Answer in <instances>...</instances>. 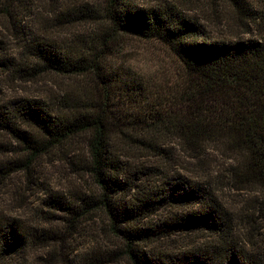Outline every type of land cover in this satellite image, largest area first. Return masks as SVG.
I'll use <instances>...</instances> for the list:
<instances>
[{
  "label": "trees",
  "instance_id": "1",
  "mask_svg": "<svg viewBox=\"0 0 264 264\" xmlns=\"http://www.w3.org/2000/svg\"><path fill=\"white\" fill-rule=\"evenodd\" d=\"M223 1L237 13L242 32L258 29L257 39L214 34L171 3L155 8L141 6L137 0H104L101 13L86 6L59 13L57 20L64 26L97 24L100 48L29 35L25 48L33 61L30 75L52 71L71 77L94 76L105 86V103L87 100L73 106L65 101L61 108H55L22 98L1 106L0 131L17 141L29 156L26 162L13 161L5 169L0 167L3 177L28 167L31 160L54 147L70 145L83 136L86 172L97 191L82 205L67 207L71 226L91 212H103L111 232L123 241L121 254L129 264H264L259 256L240 249L231 250L228 256L224 248L175 257L141 250L143 244L179 231H207L222 239L230 226L213 191L183 177L165 181L159 192L140 188L132 178L149 181L148 168L132 170L112 147L115 137L151 145L158 130L168 127L195 151L209 141L222 142L239 154L234 175L243 184H255L264 198V0ZM118 35L155 39L169 49L178 62V74L167 92L154 95L147 81L106 75L104 62L112 51L109 45ZM112 86H118L117 95H126L129 106L136 109L144 103L155 108L114 118L108 109ZM136 187L141 192L135 201L118 198ZM164 203L189 209L170 216L162 225L147 226L143 220ZM24 235L40 239V234L29 233L15 219L0 217V263L28 243Z\"/></svg>",
  "mask_w": 264,
  "mask_h": 264
},
{
  "label": "rangeland",
  "instance_id": "2",
  "mask_svg": "<svg viewBox=\"0 0 264 264\" xmlns=\"http://www.w3.org/2000/svg\"><path fill=\"white\" fill-rule=\"evenodd\" d=\"M137 2L155 8L171 3L214 34L259 37L255 27L242 32L237 13L223 0ZM103 5L104 0H0V107L22 98L40 100L55 108H61L65 101L73 106L88 101L105 103V86L94 76L71 77L52 71L30 75L33 61L25 48L29 35L100 48L101 31L97 24L64 26L57 18L61 11H77L82 6L101 13ZM109 46L112 51L104 67L110 79L119 75L142 79L154 95H163L176 81L178 62L159 41L118 35ZM110 89L108 109L114 118L124 119L150 107L143 103L135 109L127 104L126 95H117L118 86ZM163 108L170 110L167 106ZM154 138L151 145L116 137L112 140L113 151L121 154L120 160L132 170L148 168L145 171L150 174L149 184L132 178L135 183L154 192H159L165 181L175 177L199 184L215 193L230 230L222 239L207 231H179L147 242L141 250L175 257L224 248H227L224 255L228 256L231 250L240 249L244 254L259 256L264 263V198L255 184H243L234 175L239 166L238 152L216 140L197 151L192 150L169 127L158 130ZM143 139L147 142V138ZM28 157L17 141L0 131V167L5 169L13 161L26 162ZM139 187L118 198L135 201L134 197L141 192ZM96 191L95 183L86 172L83 136L76 137L70 145L54 147L8 177L0 172V217L15 219L24 230L40 234V239L24 235L28 243L0 264H129L121 254L123 241L111 232L103 212H91L75 226L69 223L67 207L82 205ZM165 204L143 220L147 226L162 225L170 216L185 214L189 209L185 205Z\"/></svg>",
  "mask_w": 264,
  "mask_h": 264
}]
</instances>
